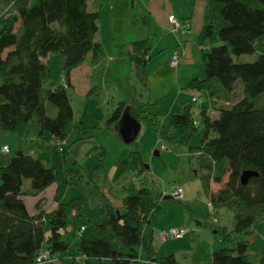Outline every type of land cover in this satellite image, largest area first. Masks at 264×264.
I'll return each mask as SVG.
<instances>
[{"label":"trees","instance_id":"trees-1","mask_svg":"<svg viewBox=\"0 0 264 264\" xmlns=\"http://www.w3.org/2000/svg\"><path fill=\"white\" fill-rule=\"evenodd\" d=\"M91 1L0 0L1 8H7L0 16L1 132L24 137L33 116L39 137L48 134L55 142H68L70 128L79 131L66 88L71 86L70 71L95 58L101 49L96 40L99 10L90 8ZM196 42L204 77L192 79L188 88L205 92L216 81L232 95L240 84L242 98L217 108L216 116L201 104L199 121L193 107L184 105L170 115L168 132L158 131V136L169 138L170 132L177 130L184 145L193 136L199 137V144L189 150L196 155L202 191L214 214L224 209L232 215L231 224L219 230L227 247L211 253L212 264H264V253L259 263L250 260L251 243L247 240L264 218V101L254 100L264 92V0H206ZM127 47V61L146 83L150 42L136 40ZM251 53H256L251 62H235L231 57ZM51 55L60 57L65 78L46 89V58ZM125 107V102L118 103L106 128L119 121ZM136 116L139 122L143 118ZM94 129L82 133L92 136ZM128 146L125 158L114 167V181L126 174L139 176L147 169L137 139ZM245 171L255 175L242 184L240 177ZM225 176L223 187L213 191L212 184L221 183ZM24 179L30 180L26 190H22ZM55 180L51 168L22 150H16L5 163L0 161V264H34L42 251L60 264H102L104 260L112 264H178L173 253L159 255L155 250L150 219L171 197L145 183L127 182L122 186L120 206L106 202L91 208L83 195L67 204L56 202L46 210L39 198L35 212L29 213L24 197L39 195ZM67 231L75 237L74 252L61 238ZM88 233L93 237H87ZM78 254L85 259L77 261Z\"/></svg>","mask_w":264,"mask_h":264},{"label":"rangeland","instance_id":"rangeland-1","mask_svg":"<svg viewBox=\"0 0 264 264\" xmlns=\"http://www.w3.org/2000/svg\"><path fill=\"white\" fill-rule=\"evenodd\" d=\"M94 5L99 9L100 52L94 62L87 60L70 71L71 86L66 88L74 121L80 126L79 131L75 127L70 128L68 142H55L48 134L39 137L36 117L33 116L26 136L17 137L12 133H4L0 143H6L10 152L4 156L0 153V161L5 163L16 150H22L38 158L44 166L55 172L56 180L50 187L40 195L24 197L29 211H34V204L39 198L44 200V208L50 210L56 202L67 204L83 195L87 196L91 208L106 202L120 206L124 183H145L163 196L171 197L162 203L160 211L154 212L150 217L154 231L153 245L158 254L174 252L180 264H185L187 259L205 262L212 251L227 247L220 239L219 230L222 225L231 224L232 215L224 209L217 215L214 214L202 191L196 155L189 150L190 146L199 144V137L193 136L188 145H184L177 130L170 132L169 138L158 136V131L163 134L168 132L170 115L180 111L184 105L193 107L198 121L201 119V104H206L210 115L216 116L217 108L230 106L242 98V86L237 84L232 95L225 93L216 81H212L205 92L188 88L192 79L204 77V64L196 42L197 34L191 32L181 42L179 66L172 68L168 62L176 51V37L182 33L172 34L170 29L154 32L151 58L145 66L147 82L144 83L127 61L128 48L124 46L120 50L113 43H121V34L126 31L135 37L145 31L142 27L143 19L135 16L141 0H95ZM6 10V7L1 8L0 16ZM190 28L189 23L187 32ZM113 34L116 36L115 40L111 39ZM111 57L115 58L111 60ZM231 57L235 62H251L256 58V53L231 54ZM46 61L48 72L43 86L51 89L61 83L65 73L60 68L58 55L48 56ZM194 96L198 98L197 102H191ZM254 100L263 102L264 92ZM120 101L125 102V110L128 109L133 117L143 116L139 122L141 128L137 141L147 169L139 176L126 174L114 181L115 165L125 158L131 148L121 140L118 122L113 127L106 128V120ZM145 108L150 116L146 115ZM53 109L49 113L54 114L51 112ZM92 128H95L96 134L89 136L82 133ZM198 130L200 135L201 125ZM102 151L104 153L101 156ZM225 181L226 176L221 183L212 184V190L223 187ZM28 188L30 180L24 179L22 190ZM177 188H182L183 199L174 198ZM169 228L188 231L179 239L168 238L162 241L159 231ZM45 230L48 234V224L45 225ZM87 237H93V234L88 233ZM61 238L74 252L73 233L63 232ZM251 239L250 260L258 263L264 252V218L255 225ZM46 264L60 262L54 259ZM103 264L112 263L104 260Z\"/></svg>","mask_w":264,"mask_h":264},{"label":"crops","instance_id":"crops-1","mask_svg":"<svg viewBox=\"0 0 264 264\" xmlns=\"http://www.w3.org/2000/svg\"><path fill=\"white\" fill-rule=\"evenodd\" d=\"M94 1L95 0H92L90 2V8L93 9V10L94 9L96 10L97 8H95ZM1 7L2 6L0 4V8ZM205 7H206V1L205 0H141V5L139 7V11L136 12L135 16H139V17H141L143 19V26L142 27H144L145 31L142 32L139 37L133 36L132 33L127 34L126 33L127 31H126L124 34H121V39L119 41L121 43L118 44V43H115V41L113 42L114 45H115V48H119L120 50H122L124 46H126V48H129L127 46L131 42L136 41V40L146 39V40H148L150 42L151 49H152V46H153L152 44L155 41V33L154 32H163V31H167L168 29H170V25L168 23V17L169 16H174V17H176L177 19H179L181 21H188L190 23V25H191V28H190V30L188 32L182 33V34H178V36L176 37L177 45L175 47V50L181 51L180 48H179L181 42H183L184 39L187 38V36L189 34H191V32H194L195 34H198L200 28L202 27L203 16H204V13H205ZM127 26H128V24L126 23L125 24V28L126 29H127ZM174 33H176V32H172V34H174ZM115 37L116 36L113 34L111 39L115 40ZM96 40L100 43L99 33H97ZM151 49H150V51H151ZM186 50L187 49H185V51ZM149 54H150V52H149ZM118 57L120 58L121 56H118ZM114 58L111 57V60H113ZM87 60L94 62L96 60V57L95 58H89ZM178 66H179V62H178L176 67H178ZM3 135H4V133L0 131V141L3 138ZM4 145H6L8 147L9 152H10V147L4 142L0 143V150H1V147L4 146ZM0 153H1V151H0ZM1 155L4 156V155H7V154H2L1 153ZM200 185H201V182H200ZM24 200H25V198H24ZM25 204H26V200H25ZM26 207H27V205H26ZM220 211L221 210H219L218 213H220ZM34 212H35V210L34 211H29V213H31V214H33ZM215 220L218 223V219L216 218ZM253 231H254V228H253ZM252 233L247 236V240L250 243H252L251 242ZM154 248L156 250V246H154ZM168 252L169 251H167V254H169ZM171 253L174 254V252H171ZM263 253L261 255V258L263 256ZM174 256H175V254H174ZM177 262H178V260H177ZM185 262H186L185 264H212V262H211V254H210L209 257H206V261L205 262H202L199 259H196V260L187 259ZM178 264H180V263L178 262Z\"/></svg>","mask_w":264,"mask_h":264},{"label":"built area","instance_id":"built-area-1","mask_svg":"<svg viewBox=\"0 0 264 264\" xmlns=\"http://www.w3.org/2000/svg\"><path fill=\"white\" fill-rule=\"evenodd\" d=\"M168 23L170 25V30L172 32H181V33H186L188 28H189V23L188 21H181L179 19H177L176 17L174 16H169L168 17ZM181 52L179 50H176L170 60H169V65L172 67V68H175L179 62V56H180ZM198 98L197 97H192V102H197ZM193 124L195 126L198 125V122L197 121H193ZM61 150V148H59V151ZM1 153L2 154H8L9 153V149L6 145L2 146L1 147ZM183 190L182 188H177V191L174 195V198L175 199H183ZM84 230V226H81L80 227V232H82ZM188 230L186 229H177V228H169V229H165V230H161L159 231L158 235H159V238L162 240V241H166L168 238H173V239H179L181 238L184 234H186ZM85 259V256L84 255H81V254H78L76 256V260L77 261H82ZM54 259H52V257L50 256V254L47 252V251H42L40 252V254L36 257L35 259V262L34 264H46L48 263L49 261H52Z\"/></svg>","mask_w":264,"mask_h":264},{"label":"water","instance_id":"water-1","mask_svg":"<svg viewBox=\"0 0 264 264\" xmlns=\"http://www.w3.org/2000/svg\"><path fill=\"white\" fill-rule=\"evenodd\" d=\"M140 128L139 121L133 117L128 109H124L118 121V133L123 143L127 146L132 144L137 139ZM156 154H158L157 151ZM253 175H255L254 172L245 171L240 177L241 183L245 184L247 179Z\"/></svg>","mask_w":264,"mask_h":264}]
</instances>
